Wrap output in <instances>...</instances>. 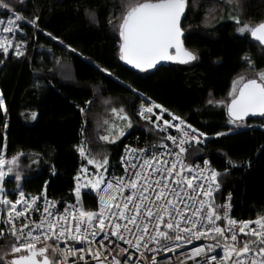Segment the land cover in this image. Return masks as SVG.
I'll return each mask as SVG.
<instances>
[{
	"label": "trees",
	"instance_id": "16d2710c",
	"mask_svg": "<svg viewBox=\"0 0 264 264\" xmlns=\"http://www.w3.org/2000/svg\"><path fill=\"white\" fill-rule=\"evenodd\" d=\"M12 2L28 21L38 16L39 27L26 22L29 49L25 56H0V92L7 109L0 108V153L6 158L24 154L5 178L10 196L17 193V183L23 191L43 193L48 181V196L69 199L82 166L97 170L88 164L93 157H108L107 173L120 171V156L128 140H161V134L138 114L142 104L155 102L169 110L164 115L180 116L207 134L204 145L187 149L185 163L211 158L221 173L215 204L223 205L231 193L236 220L264 213V116L249 117L245 126L236 127L228 123L225 106L208 104L210 99L230 102L234 80L241 75L251 78L264 69V46L249 34H238L230 19V14L239 13L251 24L264 20V0H240L239 9L226 0H189L182 28L185 45L197 60L150 71L134 69L119 58L118 24L124 12L120 0ZM85 9L97 13L98 23L85 15ZM209 11L211 15H206ZM245 54L254 62V71L242 59ZM113 107H123L132 120V127L114 143L100 139ZM230 127L231 133L215 135ZM16 174L22 177L19 182ZM96 196V190H83L87 209L96 207ZM239 238L249 237L240 234ZM9 240L12 237L6 235L0 244Z\"/></svg>",
	"mask_w": 264,
	"mask_h": 264
},
{
	"label": "snow or ice",
	"instance_id": "6c2138e0",
	"mask_svg": "<svg viewBox=\"0 0 264 264\" xmlns=\"http://www.w3.org/2000/svg\"><path fill=\"white\" fill-rule=\"evenodd\" d=\"M226 2L236 9L241 7L240 0ZM17 3L23 4L24 0H17ZM120 3L124 8L118 24L122 60L141 71L156 68L160 61L187 64L197 60V55L187 49L182 40L185 34L181 26L182 17L186 14L189 0H120ZM0 8L11 13L7 19L8 26L0 29L3 33L0 34V51L7 55L9 48L14 46L15 55L23 56L27 41L13 44V39L7 34H13L15 30L23 31L19 28L20 21L38 28L39 17L28 21L15 10L12 0H0ZM85 15L98 23L95 11L85 9ZM206 15H211V11ZM230 19L236 23L238 34H249L253 40L264 45V20L251 24L242 20L239 13L230 14ZM4 23L0 20V24ZM108 23L112 24V19ZM47 35L52 37V33ZM53 39L59 40V37ZM67 47L76 51L71 45ZM170 50H174L175 55ZM242 59L250 70H255V64L247 54ZM101 70L111 75L109 69ZM229 96L230 102L208 101V104L226 107L229 124L241 127L245 126V118L250 114L264 116V69L255 71L251 78L239 76L233 81ZM0 108L7 111L2 92ZM154 108L161 109L162 113L169 111L152 102L150 105L142 104L138 114L162 132H167L168 127L177 129L181 134L179 137L168 134L166 139L179 151L159 152L158 147L166 150L169 147L163 142L164 138H161L159 146L152 144L136 149L126 146L125 155L121 157L124 175H112L108 179H105L109 167L108 157L104 156L102 160L95 157L88 159V164H94L104 175H97L94 181L89 180L88 184L81 185V173L78 172L77 184L72 190L77 202L75 205H66L62 213L47 198L48 181H45V190L41 195L30 198L26 197L17 183V198L10 200L4 188L5 178L14 172L19 158L24 154L21 152L6 158L4 153H0V205L8 206L6 212L0 211V224L5 226L0 227V238L6 235L12 237V240L0 244V264H130L131 254L124 256L129 248L140 253L135 264H157L156 255L149 259L143 249L152 253L170 252L191 243L193 239L201 238L212 239L215 243L192 248L188 254L181 252L183 259L177 258V264H185L186 261L192 264H264V215H258L255 221L230 218V203L216 205L212 195L213 191L220 188L217 177L221 173L210 168L207 159L203 162L208 167L206 175L199 165L186 164L182 158V154L187 151L186 144L190 141L202 143L201 138H206L207 134L180 116H173V120L178 123L173 124L165 119L161 125L157 121L162 116L152 119ZM80 110L83 112V109ZM111 111L118 120L126 122L124 128L113 123L109 127L112 135L100 137L114 143L125 135L126 128L132 127V120L123 107H113ZM35 115L33 113V117ZM232 131L230 127L227 132H217L215 135L224 136ZM79 151L81 156L85 155L83 146ZM198 151L194 150L193 154ZM165 156H173L174 159L169 164ZM229 163L234 164L230 159ZM185 169L188 174H184ZM82 171L87 172V168L82 166ZM196 171H199V176L192 175ZM21 179L19 174L15 175L17 182ZM89 186L96 190L98 211L86 210L82 203L81 189ZM125 190L129 194L125 195ZM41 199L44 200L43 205L38 203ZM228 200H231V193ZM17 205H22V209L17 210ZM32 212L39 214L38 220H30L25 215ZM224 220H227V224L221 227L217 222L222 223ZM252 223H255V228L249 227ZM125 233L132 238H127ZM240 234L250 238L240 239ZM119 241H124L129 247H121ZM61 242L64 243L63 247ZM221 243L223 254L218 256L214 250L221 247ZM80 244L84 246H78ZM69 257L73 259L69 260Z\"/></svg>",
	"mask_w": 264,
	"mask_h": 264
},
{
	"label": "built area",
	"instance_id": "2783aa9c",
	"mask_svg": "<svg viewBox=\"0 0 264 264\" xmlns=\"http://www.w3.org/2000/svg\"><path fill=\"white\" fill-rule=\"evenodd\" d=\"M11 15V13L9 11H5V12H0V20H3L5 23L4 24H0V29H2L3 27L5 26H8L7 25V19L9 18V16ZM13 19H15V17H12ZM38 22V20H37ZM31 24V23H30ZM19 28L20 29H23V31H19V30H15L13 34H7L9 36L10 39H13V44H15V42H18V41H21V40H26L27 41V44L24 46V55L25 56L27 53H28V49H29V44H28V40L26 39V35H25V30L27 29L26 28V21H20L19 22ZM0 34H3L2 32H0ZM5 56V57H8V56H14V57H17L15 55V47H11L9 48V51H8V54L5 55L3 53V51H0V56ZM21 57V56H20ZM156 116H162V119L157 121V123L159 124H163V120H169L171 121L173 124L175 123H178V121H175L173 120V116H176L174 114H168V115H164V113H162L161 111L157 110L156 108H154V112L152 114V119L155 120L156 119ZM187 122V121H186ZM188 123V122H187ZM153 125V124H152ZM184 127V126H182ZM153 128L161 134L162 138H164L163 142L165 144H167L169 147L168 149H164L163 147H158V151L163 153L165 151H179V149L173 145V143L169 140L166 139L167 135L168 134H172V135H176L179 137V135H181L177 129L173 128V127H168L167 129V132H162L160 131L159 129H156L155 128V125H153ZM202 143H199L200 145H204L206 143V138L202 137ZM152 144H156L157 146H159L160 144V140L157 141V140H153V141H140V140H128L125 144H124V147H123V150H122V153H121V156H120V164H121V170L118 171V172H110V173H107L105 179H108L110 178L112 175H116V176H122L124 175V166L121 162V157L125 155V148L126 146L130 147V148H144L146 145H152ZM193 145H197V143L195 141H190L188 144L185 145V147L188 149L189 147L193 146ZM182 158L185 160V153L182 154ZM164 159L168 160L169 164L171 163V161L174 159L173 156H165ZM207 159L209 162H210V168L212 169H216L211 158L208 157V156H205V157H202V158H197L195 159L193 162H192V165H199L202 169H204V172L205 174L207 175L208 174V167L204 166V160ZM217 170V169H216ZM184 174H188V171L187 169H185V173ZM199 171H196L194 173H192V175H197L199 176ZM203 182V181H201ZM217 182H218V179H217ZM219 183V182H218ZM103 187V185H102ZM207 187V186H206ZM10 189H6V194L8 195V198L10 200H15L17 198V194L18 193H15L13 196H10V194L8 193ZM219 189L213 191L212 195H213V198H214V195L216 194V192L218 191ZM13 191V190H11ZM26 193V197L30 198V196H38V195H41L42 193H30V192H27V191H24ZM82 193H83V190H81V200H82ZM125 195L129 194L128 190H125ZM47 195V194H46ZM228 196L229 194L226 196V199L224 201V204L225 203H230L231 207H230V210H229V215H230V218L232 219H235L233 216H232V208H233V204H232V200H228ZM47 198L49 201H52L55 203V206L57 209H59V211L62 213L63 210H64V207L66 205H75L76 202H77V198L75 196V193L73 192V196L69 199H59V198H54V197H51V196H48L47 195ZM203 198V197H201ZM231 199H232V196H231ZM38 203L40 205H43L44 204V200L41 199L40 201H38ZM83 203V202H82ZM223 204V205H224ZM84 205V204H83ZM85 206V205H84ZM7 205H0V211H3V212H6V209H7ZM86 208V207H85ZM22 209V205H17V210H21ZM86 210H96L98 211L99 210V201H98V197L96 196V207L94 209H87ZM28 219L30 220H38L39 219V214L38 213H35V212H32L31 214L29 213H26L25 214ZM221 215H223L221 213ZM264 215V213L262 214ZM257 218V217H256ZM256 218H252V219H244V220H251V221H255ZM24 218H21V220H23ZM236 220V219H235ZM237 221H240V220H237ZM227 224V220H224L221 224H219L221 227H225ZM0 227H5L3 224H0ZM17 227H19V223L17 224ZM163 228V225L161 226ZM249 227L251 228H255L256 225L255 223H252L249 225ZM237 231H238V228H237ZM126 237L127 238H132L131 236H128L127 233H125ZM245 236V234H242ZM250 238V237H249ZM99 239V238H98ZM115 240V238H113ZM52 243H54V241H50ZM107 243V241H106ZM215 243V241H213L212 239H205V238H201V239H193L191 243L189 244H184L181 248L179 249H176L175 251H170V252H159V253H152V252H148L146 249H143V251L145 252L146 256L151 259L152 255H156V261H157V264H177V258H180V259H183V257L181 256V252L185 253V254H188L189 253V250L192 249V248H195V247H199L200 245H209V244H213ZM119 244L121 247H124V248H128L129 246L124 243V241H119ZM64 246V243L61 242V247ZM78 246H84L83 244H80ZM222 243H221V247H218L214 250V254H217L218 256L222 255ZM109 247H111V245H109ZM129 254H131V260H130V264H135V260L140 258V253L136 251V249H133V248H129V252L128 253H124V256L125 257H128ZM90 259V257H88ZM73 259L72 257H69V260ZM109 260H111V257H108ZM197 259H200L199 257ZM82 264V262H81ZM185 264H192L191 261H186Z\"/></svg>",
	"mask_w": 264,
	"mask_h": 264
},
{
	"label": "rangeland",
	"instance_id": "374dc122",
	"mask_svg": "<svg viewBox=\"0 0 264 264\" xmlns=\"http://www.w3.org/2000/svg\"><path fill=\"white\" fill-rule=\"evenodd\" d=\"M113 123H115V124H117V125H119V127H121V128H124L125 127V125H126V122H124V121H121V120H118L117 119V117L115 116V114H112V116L110 117V119L108 120V123H107V129H106V131L104 132V134H103V136L104 135H112V132H110L109 131V127H110V125H112ZM129 130V128H126V131H125V133L127 132ZM114 131V130H113ZM122 137V136H121ZM120 138V137H119ZM118 138V139H119ZM117 140V139H116ZM115 140V141H116ZM87 168V172H83L82 171V169H81V171H80V177H79V183L81 184V185H86V184H88V182H89V180H92V181H94L95 179H96V177H97V175H104V173L101 171V170H96V171H94V170H92V169H90V168H88V167H86ZM76 182H77V179H76ZM89 188H91L90 186L89 187H82V189L81 190H87V189H89ZM94 190V189H93Z\"/></svg>",
	"mask_w": 264,
	"mask_h": 264
},
{
	"label": "water",
	"instance_id": "95a60500",
	"mask_svg": "<svg viewBox=\"0 0 264 264\" xmlns=\"http://www.w3.org/2000/svg\"><path fill=\"white\" fill-rule=\"evenodd\" d=\"M187 9H188V7L186 8V13H187ZM185 16H186V14L182 17V23H183V20H184V18H185ZM182 26V25H181ZM184 33H185V31H184ZM185 35V34H184ZM184 35L182 36V40H183V42H184ZM121 38V37H120ZM257 42V41H256ZM259 43V42H258ZM184 46L187 48V49H189L186 45H185V42H184ZM262 46H264V45H262ZM190 50V49H189ZM171 52H172V54L173 55H175V51L174 50H170ZM119 58H120V50H119ZM121 59V58H120ZM121 61L122 62H124L125 64H127V65H129V66H131V67H133L134 69H136L133 65H130V64H128L127 63V61H125V60H122L121 59ZM171 63H181V62H179V61H160L159 63H158V65L156 66V68H158V67H160V66H162V65H166V64H171ZM155 69V68H154ZM137 70H139V69H137ZM150 70H153V69H150ZM150 70H147V71H150ZM254 116H261L260 114H250L248 117H246L245 119H247V118H249V117H254Z\"/></svg>",
	"mask_w": 264,
	"mask_h": 264
}]
</instances>
